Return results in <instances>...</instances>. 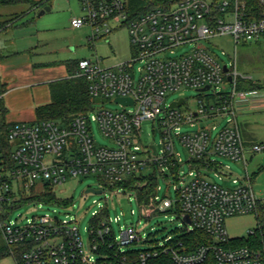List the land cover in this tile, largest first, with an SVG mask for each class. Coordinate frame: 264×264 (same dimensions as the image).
I'll list each match as a JSON object with an SVG mask.
<instances>
[{"label":"built area","instance_id":"1","mask_svg":"<svg viewBox=\"0 0 264 264\" xmlns=\"http://www.w3.org/2000/svg\"><path fill=\"white\" fill-rule=\"evenodd\" d=\"M80 3L83 15L73 18L71 26L90 29V48L116 29L126 27L133 55L126 62L108 67L95 52L92 57L77 61L73 76L85 80L93 104L95 99H104L105 102L95 103L101 104L118 98L129 99L132 104L117 102L123 110L102 109L94 115H89L90 109L69 123L13 122L0 130V231L15 263L19 264L14 247L21 250V264H99L100 258L106 259L100 253L105 246L113 250V257L125 260L127 248L143 240L141 230L128 228L116 237L112 220L101 205L92 213L87 249L77 217L61 219L47 213L27 218L24 225H19L10 216L20 206L41 204L32 198L54 193V189L71 179L94 176L100 187L118 192L127 180L137 179L149 170L151 177L174 180L178 198H160L156 188L148 202L139 194L141 214L150 218L154 213L176 208L186 232L199 230L205 240L195 248L182 238L168 237L154 245L145 240L143 243L148 246L138 249L142 264L162 255L169 256L174 264H204L209 257L214 264H264L261 252L233 244L225 224L231 217L258 214L264 206V193L256 195L246 161L248 150L262 153L264 145H246L237 116L238 105L257 91L238 89L241 76L236 61L222 64L198 44L223 35L233 36L236 44L258 40L264 37V13L255 16V12L245 10V3L240 0H184L169 9L156 8L130 18L125 0ZM188 44L196 45L179 57L165 56ZM137 62L141 66L135 70ZM206 87L209 90L201 91ZM182 89L201 94L214 92L208 100H199L194 108L183 99L180 106H172L180 100L165 103L168 94ZM3 96L0 89V100ZM210 119L225 122L218 130L215 125L201 127ZM144 121H152L159 130L162 149L141 144ZM93 124L109 145L96 142ZM188 126L198 129L182 132ZM176 141L190 156L191 170L186 175L181 172L183 163L175 150ZM215 156L243 162L245 176L223 175V166L215 161ZM203 168L229 176L234 187H224L206 178ZM141 178L134 186L147 187L148 179ZM186 216L190 224L184 220ZM16 220H22V216Z\"/></svg>","mask_w":264,"mask_h":264},{"label":"rangeland","instance_id":"2","mask_svg":"<svg viewBox=\"0 0 264 264\" xmlns=\"http://www.w3.org/2000/svg\"><path fill=\"white\" fill-rule=\"evenodd\" d=\"M46 6L50 7V11L40 15L45 7L35 8L29 11L26 6L18 5L13 7L0 8V15L8 21H15L13 29L8 30L10 39V47H16L19 51L35 52L31 56L27 55L34 62L52 63L80 59H88L96 52L103 58V65L108 67L116 66L119 63L126 62L133 55V48L129 41V34L126 27L116 29L108 38L95 42L94 47L90 48L89 37L91 31L88 27L75 29L71 26L73 18L83 15L80 0H48ZM12 32V33H10ZM15 41V43H14ZM199 45L205 47L213 56H215L222 64L234 63L236 61V69L240 74L239 84L245 85L252 83L264 94V37L258 40L244 41L236 44L233 36L223 35L213 37L207 40H201ZM196 44H188L182 47L174 48L172 53L169 51L165 55L168 58L179 57L191 51ZM7 57V56H6ZM9 58V57H7ZM6 58V59H7ZM14 62L15 57L11 58ZM13 63V62H12ZM6 65V64H4ZM60 66V64H57ZM141 66L140 63L134 64L137 70ZM61 75L68 74L66 69L60 67ZM10 71V70H9ZM20 70H16L15 77L19 81L21 77ZM24 72V70H22ZM57 72V71H56ZM54 75L53 77L58 76ZM20 75V76H19ZM1 89V87H0ZM256 90V91H257ZM214 90H210L206 94H201L194 90L182 89L178 92L168 94L165 97V103L170 104L173 101L183 99L187 105L194 108L199 100L206 101ZM47 104V103H46ZM45 104L27 105L24 109H16L13 112L7 110L5 120L9 122H33L38 119L36 109ZM121 111L122 106L113 99L106 103L93 104L89 115L96 114L99 110ZM133 109V108H129ZM242 129L246 130L247 137L250 139L248 146L254 143L264 145V110L251 112L247 116ZM242 117V118H243ZM225 120L210 119L201 124V127L211 128L213 125L220 129ZM240 122H243L240 119ZM198 129L183 127L182 132H190ZM94 138L99 145H109L110 142L105 139L93 124ZM141 144L144 147L155 146L162 149L161 135L155 128L152 121H144L141 125ZM244 137V136H243ZM245 139V138H244ZM247 143V142H246ZM175 150L180 154L183 167L182 175L190 172L189 165L190 156L188 151L178 141L175 143ZM215 161L223 166V175L231 177L243 178L245 176V168L243 162H236L223 157H213ZM247 170L250 174H254L255 181L253 189L258 196H262L260 191L264 190V152L256 153L248 150L246 153ZM197 166V165H196ZM202 173L211 181L224 186L234 187L229 176L216 174L210 169H202ZM152 173L146 170L143 175L137 178H150ZM127 180V179H126ZM122 186L121 190L116 192L111 189L102 188L94 176L79 177L69 180L64 186L54 189V195L57 202H41L30 203L20 206L13 210L11 219L17 221L19 225H24L27 218L40 216L44 214L59 215L61 219L77 217L79 220L80 234L83 239L84 247H88V228L92 219V213L99 210L100 205L106 209L107 214L112 220V226L116 237H120L121 232L128 228L141 230L142 241L131 250L143 249L148 246L143 242L146 240L151 245L163 243L168 237L172 240L181 239L187 232V228L180 217L179 211L174 208L166 213H154L150 218H146L141 214V206L139 204V193L133 189L130 180ZM88 188L102 191L101 194H86ZM160 198L167 197L173 201L178 198L174 189V180H165L157 178L154 184V191ZM22 216V220L19 219ZM119 218V220H116ZM226 228L231 240H243L249 237L250 231L256 229L259 225L264 226V217L259 218L258 214H248L235 216L226 219ZM235 243V242H234ZM4 244L2 234L0 232V245ZM0 264H16L11 255H6L0 260Z\"/></svg>","mask_w":264,"mask_h":264},{"label":"trees","instance_id":"3","mask_svg":"<svg viewBox=\"0 0 264 264\" xmlns=\"http://www.w3.org/2000/svg\"><path fill=\"white\" fill-rule=\"evenodd\" d=\"M184 0H125L126 11L130 18H137L138 16L145 14L156 8L169 9L171 6L178 4ZM245 3V10L248 12H255L254 15L259 17L264 13V0H240ZM48 4V0H0V8L13 7L18 5L26 6L29 11L35 8L44 7ZM14 21L0 20V32L10 27ZM68 71V77L52 81L48 84L50 91V102L39 106L36 109L38 119L35 122L45 120H55L58 122L69 123L76 115L84 113L92 108L93 101L88 93L87 84L83 78L74 77L76 72L77 61L72 60L66 62ZM240 90H254L257 88L254 84L249 83L245 85L238 84ZM2 90V87H1ZM3 91V90H2ZM4 92V91H3ZM7 109L4 106L3 99L0 100V130H3L8 125L5 120ZM148 179V185L144 188L136 187L134 184L143 180V178L131 179L130 184L133 189L138 191L141 195V199L145 202L149 201L150 193L154 192V184L157 177L153 176ZM145 180V179H144ZM32 200L37 202H57L56 196L53 192H48L34 196ZM258 217H264V206L260 207ZM1 232V231H0ZM186 244H190L193 248L201 245L205 240V235L199 231H193L186 233L182 237ZM235 246H247L258 252L264 254V226L259 225L253 230V234H249L247 239L243 240H232ZM235 242V243H234ZM15 251V256L19 264L21 250L17 247L12 248ZM140 250H131L125 252V260L122 257H113V250L107 246L102 247L100 253L106 256V259H99V264H142L138 259V252ZM6 255H10V248L4 243L0 245V260ZM123 256V255H121ZM145 264H174L171 258L167 255H162L157 258L149 260ZM204 264H214L212 257Z\"/></svg>","mask_w":264,"mask_h":264},{"label":"crops","instance_id":"4","mask_svg":"<svg viewBox=\"0 0 264 264\" xmlns=\"http://www.w3.org/2000/svg\"><path fill=\"white\" fill-rule=\"evenodd\" d=\"M3 17V15H0V20L9 19ZM14 23L6 30L0 32V85L2 87V90L4 91V106L7 110H10L8 115L10 114V112H13L16 109H24V107L27 105L32 106V104L35 103H49L51 96L48 84L52 81L68 77V74H62V76L59 75L62 71L57 69L63 67L67 71V67L65 64L66 62L72 61L69 59L68 61L57 63L34 62L31 58H28L27 55L31 56L32 54H35V52H22L19 51L15 46L13 48L10 47L11 45H9V40L13 37L11 35L8 36V30L13 29V27L15 26ZM6 56L9 58H7ZM12 57H15L18 60L14 62L11 59ZM58 63L60 64V66L57 65ZM16 70H20L19 73L21 77H19V81L15 80L17 79L15 77ZM22 70H24V72H22ZM57 74L58 76L53 77ZM262 110H264V94H262L260 90H257V94L254 95L251 99L238 105V122L242 138L245 143L247 142V146L250 143V139L249 137H247L246 130L242 129V125H244V122L246 121V118H244L243 116H247L251 112ZM240 119L243 122H240ZM7 122L13 123L9 121ZM249 175L251 184L253 186L255 176L254 174L250 173ZM260 193L262 195L264 193V190L260 191Z\"/></svg>","mask_w":264,"mask_h":264},{"label":"water","instance_id":"5","mask_svg":"<svg viewBox=\"0 0 264 264\" xmlns=\"http://www.w3.org/2000/svg\"><path fill=\"white\" fill-rule=\"evenodd\" d=\"M47 11H50V7H49V6H45V7L43 8V10L41 11L40 15L44 14V13L47 12ZM224 70H225V71L227 70L226 67H224ZM207 90H209V87H206L205 89H203V90H201V91H207ZM115 101H116V102L123 103V104H125V105H126V104H132V102H131L129 99H120V98H118V99H116ZM100 102H105V100H104V99H95V103H100ZM181 103H182V100H180V101L177 102V103L172 104V106H173V107H175V106H180ZM154 152H155V154H156V151H154ZM85 193H86V194H90V193H91V194L99 195V194L102 193V191H100V190H95V189H93V188H88V189L85 191ZM184 220L186 221V223L190 224V220H189L188 216H186Z\"/></svg>","mask_w":264,"mask_h":264}]
</instances>
